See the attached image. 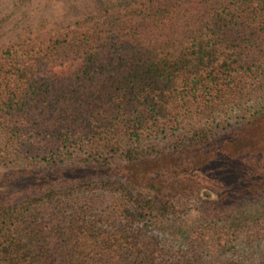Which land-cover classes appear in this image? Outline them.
<instances>
[{
    "label": "trees",
    "instance_id": "16d2710c",
    "mask_svg": "<svg viewBox=\"0 0 264 264\" xmlns=\"http://www.w3.org/2000/svg\"><path fill=\"white\" fill-rule=\"evenodd\" d=\"M97 15L0 47V169L90 171L0 198V264H264V0Z\"/></svg>",
    "mask_w": 264,
    "mask_h": 264
},
{
    "label": "rangeland",
    "instance_id": "374dc122",
    "mask_svg": "<svg viewBox=\"0 0 264 264\" xmlns=\"http://www.w3.org/2000/svg\"><path fill=\"white\" fill-rule=\"evenodd\" d=\"M132 1L0 0V47L59 38L102 27L105 20L97 15L99 12ZM67 67V64L56 67L53 74L60 75ZM88 173L89 170H79L69 164L0 169V198L17 199L21 194L59 186L69 178Z\"/></svg>",
    "mask_w": 264,
    "mask_h": 264
}]
</instances>
